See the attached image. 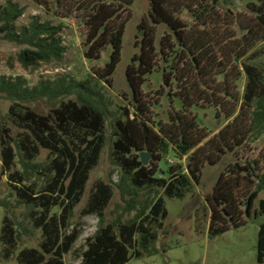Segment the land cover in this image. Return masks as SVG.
<instances>
[{
	"label": "trees",
	"instance_id": "trees-1",
	"mask_svg": "<svg viewBox=\"0 0 264 264\" xmlns=\"http://www.w3.org/2000/svg\"><path fill=\"white\" fill-rule=\"evenodd\" d=\"M33 1L55 17L81 15L82 45L89 61H101L111 49L109 61L87 80L59 76L32 86L23 76L0 77V101L10 103L8 114L0 120L3 169L19 202L39 209L35 225L44 236L40 249L23 250L18 261L66 264L65 255L82 234L80 226L71 230L73 218L108 142V121L113 114L102 83L112 86L135 0H55L57 10L50 0ZM242 1H248L247 8L255 15L258 29L247 28L242 39L249 51L264 42V0ZM220 2L151 0L150 23L144 20L139 25V53L127 68L131 104L120 108L113 118L112 157L120 180L98 182L83 211L84 216H97L100 227L88 240L80 264H128L133 259L154 256L159 229L164 228L169 217L166 198L185 200L201 185L207 165L219 164L227 153H236L252 136L264 135V70L255 64H243L247 82L241 96L238 83L243 75L229 70L231 61L221 54L219 42L209 37V6ZM24 14L25 8L14 0L0 5V34L23 47L10 58L11 66L16 61L25 71L32 72L44 65L63 63L68 52L63 37L65 24L34 16L29 25L18 26ZM184 14L196 25L188 24L182 18ZM163 27L167 34L158 40ZM263 54L258 51L251 60ZM161 62L172 64L171 72L164 70L165 86H176L174 94L168 96L183 104L181 110L174 108L166 124L154 122L152 108L159 102L147 101L143 93L147 77L157 71ZM39 102L52 106L48 115L32 108ZM212 108L219 109L228 120L213 137L201 126L194 110ZM14 128L20 131L16 136ZM43 150L50 154L45 164L37 162ZM171 151L180 160L186 159V164L164 170L160 164L167 162ZM143 153L153 156L148 165L142 162ZM47 175V187L39 192L36 180ZM114 187L121 193L125 209L117 220L108 223L107 210L115 197ZM262 193L264 169L258 160L236 163L222 174L206 199L211 213L210 237L245 227L253 216H264V199L259 200ZM143 194L148 197L144 202ZM0 207L5 210L0 242L9 258L17 248L20 234L9 216L10 204L0 200ZM55 209H60V214L54 213ZM133 212L135 217L126 221L125 217ZM258 263L264 264V223L259 231Z\"/></svg>",
	"mask_w": 264,
	"mask_h": 264
},
{
	"label": "rangeland",
	"instance_id": "rangeland-1",
	"mask_svg": "<svg viewBox=\"0 0 264 264\" xmlns=\"http://www.w3.org/2000/svg\"><path fill=\"white\" fill-rule=\"evenodd\" d=\"M8 0H0V5H5ZM25 8L24 16L18 21V26L29 25L32 17L41 16L43 21L52 20L55 24H65L63 37L68 52L63 63L44 65L37 71H25L19 63L14 61L11 66L10 58L21 51L23 47L8 42L0 34V77L2 76H23L33 86L43 79H55L59 76H70L77 80H87L94 72L103 68L109 61L111 49H108L99 62L89 61L84 54L83 49V20L81 15H75L70 18L55 17L41 5L33 0H14ZM53 6L56 8L55 0ZM248 1L242 0H221L219 5L210 4L211 19L208 22L210 26V40L219 42V50L222 55H226L229 70L234 69L243 76L238 83V90L241 96L244 93L247 77L244 72L243 64L251 63L264 70V54L257 59L251 60L258 51L264 52V42L258 43L252 50L244 45L242 40L248 33L247 28L257 29L255 15L247 8ZM151 11V0H135L132 6V19L129 22L125 36L122 52V60L117 67L116 73L112 78V86L102 83L105 86L104 93L113 115L108 121L107 137L108 142L103 151L101 161L98 167L92 172L88 183L85 197L76 210L73 218V226H80L82 234L75 243L73 250L65 255L66 264H80L83 253L87 250L88 240L93 238L99 227L100 219L95 216H84L83 211L87 208L89 200L98 182L107 183L119 182L120 171L113 162V141H114V114L131 104V90L127 79V68L131 64L133 57L139 53L137 42L141 35L138 27L142 21H149ZM188 24L196 25V21L187 14L182 17ZM150 23V21H149ZM167 34L166 28H160L158 40ZM177 50V49H176ZM217 52V50H216ZM175 55V53L173 54ZM220 58V55L217 54ZM171 62L159 64V68L147 77V82L143 88V93L147 101L155 104L152 108V119L156 124H166L170 120L171 113L174 110L183 108L182 101L178 98L169 97L168 94H174L176 86L173 89L165 86L164 70L171 72ZM173 90V91H171ZM161 94V95H159ZM10 103L0 101V120L4 118L9 111ZM32 108L43 115H48L52 106L45 102H39L32 105ZM175 108V109H174ZM199 115L201 126L210 133L211 137L216 135L227 124L228 120L219 109H194ZM20 131L14 128L15 136ZM50 158L49 151L43 150L37 162L48 163ZM258 160L259 165L264 169V135L261 137L252 136L250 141L239 148L236 153H227L221 162L215 166L207 165L202 173V183L193 190L185 200H173L166 198V205L169 210V217L164 222V228L159 229V239L155 244L157 253L152 257L142 259H133L128 264H259L258 263V238L261 224L264 223V216H253L248 220V225L240 229H233L228 233L211 238L209 235V223L211 213L207 207L206 199L213 193L218 179L222 174H227L236 163L241 165L247 162ZM153 161V156L149 163ZM186 164V159L180 160L176 154L171 151L167 162L160 164L164 170L177 164ZM21 169V166H18ZM49 175L36 180L39 192L47 187ZM28 185V184H27ZM115 197L107 210V222L117 220L124 212L125 204L119 190L114 187ZM147 195L142 196L141 201L147 199ZM264 199V193L260 199ZM0 200H5L10 204L12 213L9 215L16 228L19 231L20 239L16 250L12 256L6 258L3 252V246L0 242V264H20L19 254L25 249H40L44 241L42 230L35 225V218L39 214V209L21 204L15 189L10 184L8 175L4 172L3 162L0 155ZM259 200L256 208L259 206ZM139 208H143L140 206ZM60 209H55L54 213L60 214ZM136 212L128 214L126 221L133 219ZM5 210L0 207V238L2 235L3 220Z\"/></svg>",
	"mask_w": 264,
	"mask_h": 264
},
{
	"label": "water",
	"instance_id": "water-1",
	"mask_svg": "<svg viewBox=\"0 0 264 264\" xmlns=\"http://www.w3.org/2000/svg\"><path fill=\"white\" fill-rule=\"evenodd\" d=\"M151 157H152V154H149V153H143V154L141 155V158H142V162H143V164H144V165H148L149 160H150Z\"/></svg>",
	"mask_w": 264,
	"mask_h": 264
}]
</instances>
